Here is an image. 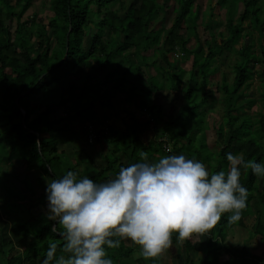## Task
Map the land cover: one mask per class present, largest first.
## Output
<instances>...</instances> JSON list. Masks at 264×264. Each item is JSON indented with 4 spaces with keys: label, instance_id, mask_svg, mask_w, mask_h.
<instances>
[{
    "label": "trees",
    "instance_id": "16d2710c",
    "mask_svg": "<svg viewBox=\"0 0 264 264\" xmlns=\"http://www.w3.org/2000/svg\"><path fill=\"white\" fill-rule=\"evenodd\" d=\"M12 1L0 0V5L7 8L6 15L16 20L13 35L0 18V151L12 150L10 160L13 164H25L27 169H37L39 175L46 174L51 178L76 171L80 178L87 176L97 183H106L118 175L121 167L141 162V152L148 153L150 162H157L165 155H185L189 159L200 160L211 172L227 170L228 153H243L246 160L264 161V91L263 108L258 116L248 112L255 99L242 91L251 79L249 64L264 61V14L259 0H218L217 7L226 9L229 35L221 43L207 40V47L200 44L194 48L187 46L189 38L181 31L188 28L195 31L201 10L196 0H175L177 6L173 7V12L176 16L170 27H166L164 19L158 21V18L171 7V0H50L49 9L53 15L46 25L41 24L36 13L22 19L32 6V0H14L18 10ZM238 2L244 6L239 15L235 9ZM244 21H249L260 34V54L255 53L253 43H249L250 35L245 32ZM88 25L93 28L91 33H88ZM49 28L52 29L51 36ZM209 28L207 24L204 29L213 38ZM34 35L40 37L38 47L31 42ZM242 36L247 39L242 49L237 51L239 56L233 65L234 80L231 84L224 75L223 83L218 86L223 91L222 117L227 120L215 128V145L211 147L207 143L206 132L211 129L208 116L209 112L215 111V106H206L209 97H213L208 83L212 82L211 76L219 69L218 63L214 64L216 57L234 48ZM53 37L55 46L51 43ZM196 38L199 39L198 36ZM154 47L160 51L162 60L175 71L177 67L169 58L172 52L179 48L184 55L191 57L189 80L193 77L192 80L197 81L187 89V100L181 103L176 115L175 93L182 79L176 80L175 71L165 72L169 76L165 83L151 76L147 90L136 88L141 86L140 81L144 78L143 66H150L142 52ZM137 56L143 65L140 61L135 62ZM201 73L203 86L198 84ZM135 74H138L136 78ZM261 78L264 85V69ZM165 88L175 92L174 102L171 99L172 105H167V109L164 103L157 101ZM124 94L126 99L130 95L138 97L135 107L140 112L146 107L153 120H142L134 111L125 108L124 129L104 123L99 117V107H114L117 102L113 103V100L123 99L121 95ZM196 97L199 101L192 103ZM186 109L187 118H183ZM192 117H195V126L190 124ZM88 124L95 131V141L103 142L107 147L100 154L102 161L99 165L86 152L85 146H81L90 134ZM102 125L101 130L99 127ZM199 130L202 138L197 141L196 132ZM164 143L171 149L167 150ZM70 148L75 151L76 158H82V170L78 169L82 164L75 163L76 158H69L67 151ZM241 171V184L249 192L241 219L229 223V214H224L220 222L203 235L205 240H197L194 236L181 244L183 247L179 253L184 258L183 264H196L193 252L201 253V264H228L232 259L234 264H245L246 246L231 247L225 240L228 229L232 227H239L247 234L252 218L255 222L249 232L264 240V178H258L250 169ZM14 176L20 180L17 173ZM21 181L28 194L10 189V186L8 191L10 189L9 193L15 198L12 208L25 205L26 218H29L10 227L9 220L0 214V248L3 241L16 243L10 250L7 264H42L49 241L58 244L57 257L61 255L59 248L65 243L60 235L62 229L58 222L48 218L49 208L35 216L33 209L47 201L45 189L38 192L27 176ZM38 182L43 185L41 179ZM9 211L5 212L7 216ZM54 225L58 227L56 232L52 230ZM177 236L173 234V243L177 242ZM105 247L113 264H165L161 256L144 259L140 255V246L130 239L122 240L118 248ZM19 249L22 251L14 253ZM257 257L256 264H264V254Z\"/></svg>",
    "mask_w": 264,
    "mask_h": 264
},
{
    "label": "clouds",
    "instance_id": "9594fccd",
    "mask_svg": "<svg viewBox=\"0 0 264 264\" xmlns=\"http://www.w3.org/2000/svg\"><path fill=\"white\" fill-rule=\"evenodd\" d=\"M140 157L106 183L76 171L47 180L48 218L58 222L65 243L57 257L59 246L49 241L42 264H113L105 246L118 248L128 239L144 259L158 258L172 247L173 234L183 244L210 232L224 214L229 223L241 219L249 195L242 169L264 178V161L246 160L243 153H228L227 170L218 172L185 155L157 162L147 152Z\"/></svg>",
    "mask_w": 264,
    "mask_h": 264
},
{
    "label": "rangeland",
    "instance_id": "374dc122",
    "mask_svg": "<svg viewBox=\"0 0 264 264\" xmlns=\"http://www.w3.org/2000/svg\"><path fill=\"white\" fill-rule=\"evenodd\" d=\"M217 2L218 0H196L195 3L200 6L201 10H200V15L196 22L195 31L194 30L192 31L190 28H188L187 30L182 29L181 31V32L184 31L183 33L186 35V37L189 38V41L187 43V46L189 48H194L196 46H199L200 44L205 45L207 47V43H206L207 40H209V42L215 41L217 43H221L229 35L227 28H226V15H227L226 9L220 6L217 7ZM11 3L14 4L16 10L19 9V6L15 5L14 0ZM49 3H50V0H32V4H31L32 6L27 10V12L25 13L22 19L24 20V19H27L28 17H32L33 13H36L41 19V22H42L41 24L46 25L49 22L51 16L53 15V12L49 9ZM170 3H171V7H169L165 12H162L158 18L159 19L158 21L164 19V23L166 27H170L172 25L174 18L176 16L175 13L173 12V7L177 6L176 1L171 0ZM259 3L262 4L261 11L264 14V0H259ZM243 7L244 6L242 2L237 3V6L235 8L237 15H239ZM0 12L2 13L0 18L3 19L5 24H7L10 27V30L12 34L14 35L15 28H16L15 17L10 18L6 15L7 8L3 4L0 5ZM207 24L210 25V28L208 31H212L214 34L213 38H211V36L207 33L206 29H204ZM243 25H244V28H246L245 32H249V35H250L249 43L250 44L253 43L255 53L260 54L261 53V50L259 49L260 34L258 30L252 27L249 21H244ZM191 26L193 27L194 25H191ZM51 30L52 29L49 28L48 34L50 36H51ZM87 30H88V33H91L93 31L92 26L88 25ZM220 33H224V35H221ZM196 36H198L199 39H197ZM246 39L247 38L244 36L239 38L238 43L235 44L236 46L234 48H231L230 51L225 50L224 55L216 57L217 62L214 63V64L218 63L219 69L215 74L211 76V78L213 79L212 82L210 81L208 83V90L212 91L213 97H209V100H208L209 103L206 105L207 107H209L210 104H213L215 106V111L209 112V116H208V123L211 129L207 130L206 132V140H207L208 145H210L211 147H214L215 145V142H214L215 137H216L215 128H217L221 122H226L227 120L225 117H222V111H223L224 106H223L221 99L223 98V91L218 86L223 83V80L225 79L224 75H226V80L232 84L234 80L233 65L235 64L239 56L237 51L242 49V47L244 46L246 42ZM39 41H40V37H38V35L32 36L31 42L35 47H38ZM51 43H52V46L56 45V41L54 37L51 38ZM263 43H264V39H263ZM17 49L19 50L18 47ZM159 52L160 51L156 50L155 47L142 52L146 56L147 62L148 64H150V66H143L142 70H143L144 78L140 81L142 87L136 86L137 89H139L140 87V88H143V90H147L148 85L150 83L149 77L151 76H156L160 79V81L165 83L166 80L169 79V76L165 72H167L168 70L172 72L175 71V69L171 68L168 64H166L162 60ZM177 52L179 53V56H176ZM169 58L172 62L175 63V66L177 67V70L175 71L176 80L182 79L181 84L179 85V89L176 91V93L174 91H171L168 88H165L162 91V94L158 96L157 101L164 103L165 109H167V105L168 106L172 105L170 100L173 99V102H174L175 96L173 95L177 94L176 99H175L176 101L174 103V112L176 115L179 113L177 109L181 106V103L184 100H187L185 98L187 89L190 88L194 84V82L197 81V79L192 80L193 79L192 77L191 80H189V72H190L189 60L191 57H189L188 55H184L181 49L178 48L176 52H172ZM139 61H140V64L143 65V62L141 61L140 56L135 57V62H139ZM163 67L164 69H161ZM249 67L252 70L251 79L248 81V85L243 87L242 91L246 96L248 95L249 97H252L255 99V103H253L251 108H249L248 112L252 116H258V113L262 111V108H263L262 92L264 91V85H263V79L261 78V73H262V70L264 69V61L262 62L258 61L256 63L252 61L249 64ZM181 68L185 71H183ZM137 75L138 74H135V78L137 77ZM191 76H192V73H191ZM203 78L204 76L201 73L198 79V82H199L198 84L199 85L201 84V86H203L202 84ZM156 80L158 79L156 78ZM199 94L201 95L202 92L200 91ZM121 96H123V99L125 98V94ZM120 99L121 98L118 97V99L113 100V103L117 102L114 107L107 106L98 111L99 117H101L104 121H106L108 125H112L116 128L125 127V124L122 121L123 116L125 115V112H126L125 108H129L133 110L134 109L133 105L134 103L137 102L138 97L130 95L129 99L125 98L124 101L123 99L119 101ZM198 101H199L198 97L192 99V103H195V102L197 103ZM202 109L203 107L201 105L200 110ZM187 110L188 109H186L183 112V118H187L186 117ZM141 119L142 120L145 119L143 115ZM193 120L195 121V117H192L189 120L191 126H195ZM180 121L182 122V119H180ZM87 126L92 127L89 124ZM100 128L101 126L99 127V129ZM158 138H160V135L158 136ZM201 138H202V132L199 130L198 132H196L195 140L199 141V139ZM81 146H85L84 148L86 152L90 153L95 158L97 165L101 163L102 156L100 154L104 153L106 151L105 149L107 148L103 142L93 141L92 143H90L87 139L86 141L81 142ZM169 148L171 149V146H169ZM68 150L69 151L67 152L69 153L68 155L69 158L71 159V157H73V159H75L76 158L74 154L75 151L73 152L71 148ZM158 151L163 152L160 148H158ZM20 158L21 157H18L17 159H20ZM10 159H12V150L7 151V152H5L4 150L0 151V214L4 217L3 219L9 220L10 227L11 226L14 227L15 222H18L20 220L21 222H25L26 220H28L29 217L26 218L27 210H26L25 205L20 206L17 209L12 208V202L15 201L14 200L15 198L12 194L9 193L10 189H13L16 191L18 190L22 192L23 194H28V191L25 189L24 184L21 181L22 178L27 176L29 181L36 188V190H38V192L42 191L43 190L42 188H44L46 191L47 180L51 179V177L47 176L46 174L39 175L40 172L37 169L29 170L26 168L25 164L20 165L19 162L17 164H13ZM77 162L82 164L78 166V169L82 170L84 167V164H83L84 162L82 158L80 157L76 158L75 163ZM62 166H64V163H62ZM95 169L96 167L92 168V170H95ZM15 173L18 174V176L20 177V180L17 179L16 176H14ZM38 179L42 180L43 185H41L38 182ZM8 186H10L9 191H8ZM48 205H49V202L47 199L45 205L40 204L36 206L33 209L35 212V216L38 217L42 213H44L46 211V208H49ZM8 209H11V211H9ZM6 211L10 212L8 213V216L5 214ZM253 222L255 221L252 218L248 226L249 229L247 230V234L244 233V231H242L241 228L239 227H234V228L232 227L228 229V235L225 240L228 243V245H231V247L246 246L248 250V254L245 255V259H244L245 264L258 263L257 256L264 254V240L260 239L254 233L249 232L250 228H252L251 226H253L252 225ZM1 223L2 221L0 220V231L2 229ZM195 237L197 240H201V239L205 240L203 235L195 236ZM15 244L16 243L14 241L13 243L3 241V246L0 248V264H7V258L10 255V250L12 246H14ZM182 247L183 246L181 244H178L177 242L173 243L172 247L168 248L167 250H165L164 253L161 254L163 263L183 264L184 258L179 253ZM17 251L21 252L22 249L16 250L14 253H16ZM134 255L137 256L138 253L135 252ZM228 255L229 254H227V256ZM227 256H225L224 258H226ZM192 257L195 260L196 264H201V253L200 252H193ZM228 264H234L233 259L230 260Z\"/></svg>",
    "mask_w": 264,
    "mask_h": 264
},
{
    "label": "built area",
    "instance_id": "2783aa9c",
    "mask_svg": "<svg viewBox=\"0 0 264 264\" xmlns=\"http://www.w3.org/2000/svg\"><path fill=\"white\" fill-rule=\"evenodd\" d=\"M177 50H178V48L174 52H176ZM176 56H179V53L178 52L176 53ZM141 112L143 113V115L147 119H149L151 121L153 120V118L150 116V113H149V111H148V109L146 107H144ZM102 129H103V127H101V130ZM95 138H96L95 131L93 130V127H90V134L88 136V141L90 143H92L93 141H95ZM164 146L166 147L167 150H169V144L164 143Z\"/></svg>",
    "mask_w": 264,
    "mask_h": 264
},
{
    "label": "crops",
    "instance_id": "0c3cea01",
    "mask_svg": "<svg viewBox=\"0 0 264 264\" xmlns=\"http://www.w3.org/2000/svg\"><path fill=\"white\" fill-rule=\"evenodd\" d=\"M132 105H133V104H132ZM133 106H134V109H133V110L130 109V110L134 111V112L137 114L138 117L140 116V117L142 118V115H141L142 113L140 112V110L137 109V108L135 107V104H134ZM100 109H102V107H99V110H100ZM128 109H129V108H128ZM99 110H98V111H99ZM125 116H126V113H125V115L123 116V119H124ZM143 116H144V115H143ZM141 118H140V119H141ZM144 118H146V117L144 116ZM101 119H102V118H101ZM102 120H103V119H102ZM122 121L124 122V120H122ZM103 122L106 123V124L108 125V123H107L106 121L103 120ZM124 124H125V123H124ZM105 126H106V125H105ZM111 126H112V125H111ZM102 127H104V125H102ZM115 128H116V127H115ZM124 128H125V127H124ZM124 128H123V129H124ZM104 145H106V144H104Z\"/></svg>",
    "mask_w": 264,
    "mask_h": 264
},
{
    "label": "water",
    "instance_id": "95a60500",
    "mask_svg": "<svg viewBox=\"0 0 264 264\" xmlns=\"http://www.w3.org/2000/svg\"><path fill=\"white\" fill-rule=\"evenodd\" d=\"M26 114V112H25V110H24V115ZM23 121H24V119H23ZM38 137H39V135H38ZM57 222V221H56Z\"/></svg>",
    "mask_w": 264,
    "mask_h": 264
}]
</instances>
